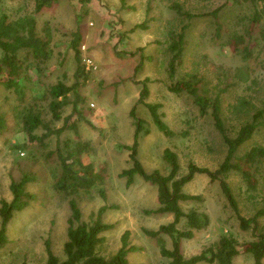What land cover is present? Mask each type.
<instances>
[{
    "label": "rangeland",
    "instance_id": "374dc122",
    "mask_svg": "<svg viewBox=\"0 0 264 264\" xmlns=\"http://www.w3.org/2000/svg\"><path fill=\"white\" fill-rule=\"evenodd\" d=\"M36 4L37 0H0V18L7 16L11 22L20 20L22 23L34 19L37 33L47 45L45 62L39 68L30 69L27 78L20 80L26 93L22 108L26 109L33 102L40 104L43 123L52 130L61 128L64 119L70 116V124H76L78 132L66 130L59 137H44L46 130L39 128L34 134L43 141H31L19 116L22 109H14L18 103L16 94L0 83V112L7 118V125L0 132V202L12 200L11 181H19L24 176L33 179L26 191L36 197L9 223L8 244L0 251V264H45L46 239L51 240L54 253L62 258L71 198L77 202L82 219L87 223L97 219L101 207H108L101 220L115 228L106 234V241L99 247L101 255L115 253L121 236L129 231L131 243L139 248L129 256L131 263L169 264L155 242L143 234V229L156 230L172 222L173 216L148 213L159 206L154 185L136 177L134 183L127 186L126 179L121 177L123 170L131 167L126 149L134 134L130 112L135 108L137 116L145 120L149 129L139 146V160L148 172L169 173V165L163 159L166 149L177 154L180 176L187 173L191 162L216 169L225 159L227 149L211 117L200 115L187 94L176 95L169 88L177 81L199 78L203 80V91L214 97L219 90L228 87L222 116L230 133H235L255 111L248 106L237 114L234 108L237 100L247 98L257 107L264 101V43L255 42L252 58L244 61L216 39L214 21L208 15L223 6L219 15L226 35L245 34L254 14L253 6L232 4L229 0H54L50 7L36 12ZM174 4L191 14L204 16L191 23L183 64L174 80H170L169 44L187 24L173 8ZM74 33L81 36V57L87 76L80 81L78 97L73 92L68 95L61 120H54L47 111L51 86L60 81L68 86L76 82L77 65L71 49ZM2 55L0 49V61ZM21 58H24L23 52ZM239 67L247 72L251 69V78L235 85L234 74ZM6 76L4 71L0 80ZM146 79L150 80L146 102L160 105L159 113L175 133L173 137H165L157 130L148 110L139 102ZM58 143L65 154L84 145L82 161L93 163L97 170L105 169V183L75 196L58 192L55 183L60 174L59 161L51 154ZM254 145H264V132L256 134L241 153ZM229 182L242 214L251 217L258 204L246 199L245 187L236 173L230 174ZM99 188L104 190V198ZM185 192L200 196L202 201L183 203V210L203 212L209 216L210 223L196 231L192 239L182 242L184 256L198 255L227 235L236 240L241 252L235 264H253L242 247L254 240L255 234L240 229L219 186L199 175L185 187ZM261 224L264 226V219ZM179 229H186L185 220Z\"/></svg>",
    "mask_w": 264,
    "mask_h": 264
},
{
    "label": "trees",
    "instance_id": "16d2710c",
    "mask_svg": "<svg viewBox=\"0 0 264 264\" xmlns=\"http://www.w3.org/2000/svg\"><path fill=\"white\" fill-rule=\"evenodd\" d=\"M54 0H37L36 12H41L44 8L50 7ZM232 4H249L253 6L254 14L250 18L245 34L232 33L226 35L224 25L220 20V9L212 11L211 16L215 26V37L221 40L223 46H228L232 52L239 55L242 60L249 61L253 55V44L255 42L264 43V0H229ZM173 8L177 14L187 21L181 32L176 35L169 44L171 60L168 65V77L174 80L178 68L183 64L185 49L187 47V31L191 23L198 17L204 15H194L185 11L179 5L174 4ZM258 34V37H255ZM81 36L79 33L73 34L71 49L77 65L74 78L75 84L68 86L63 81L51 86L49 90L50 102L47 106L54 120H61L63 109L68 101V95L73 92L78 97L77 89L82 85V78H86L87 72L81 57L80 50ZM0 49L2 58L0 61V75L5 71L7 76L0 80L6 89L13 90L17 96V105L26 110L24 116H19L23 120L24 129L31 141H43L34 134L39 128L46 130L44 137L55 135L59 137L66 130L78 132L77 125L70 124L71 117L64 119L63 126L52 130L43 123V112L40 104L33 102L26 109L25 89L20 80L27 78V72L32 68H39L45 62L47 56V45L36 30L34 19L25 21H9L7 16L0 18ZM24 58H21V53ZM250 72L239 67L236 69L234 78L239 82H247L251 78ZM149 79L143 81V88L140 93L139 102L148 110L153 124L157 130L165 137H173L175 133L163 121L159 109L160 105L146 102L150 90L147 85ZM202 79L191 78L175 82L169 90L176 94H187L193 104L199 110L200 115H209L213 125L220 135L227 149V155L223 162L214 170L201 167L193 162L189 163L188 171L180 176L181 167L176 153L170 149L163 152V159L169 165V173L163 174L158 170L148 172L139 160L140 139L149 134L145 120L139 118L136 109L130 112V117L134 121V134L131 145L127 146L131 167L123 170L121 177L127 181V186L134 183L138 177L144 182L154 185L157 190L158 208L148 213L172 215V222L161 225L156 230L143 229V234L155 242L161 255L169 260V264H235L236 258L240 255L239 246L231 236H221L213 247L203 250L198 255L186 258L182 252V242L190 240L195 236L196 231L205 229L209 223V216L196 209L185 212L182 204L190 201L201 202V197L185 192V187L192 182L196 176H205L211 183H216L225 197L231 210L237 217L239 227L243 231H252L255 239L245 243L243 252L247 253L253 260V264H264V226L261 221L264 219V145H254L249 150L241 153L244 146L250 142L254 136L264 132V101L260 107L251 103L247 98L238 99L235 111L237 114L243 113L245 108L252 106L255 111L252 116L242 124L235 133H230L223 119V99L229 88L219 90L214 97H209L202 89ZM233 87V84H230ZM77 107V103L75 104ZM75 109V108H74ZM75 111V110H74ZM7 125V118L0 112V132ZM183 136L185 134L183 133ZM84 145H79L76 150L65 154L58 143L55 152L60 167V174L55 183L58 192H64L68 196H75L83 192H90L105 183L107 177L105 169L97 170L93 163H84L81 159ZM236 173L245 187L244 195L248 201L258 204L256 212L251 217L242 214L239 201L229 182V176ZM33 179L24 176L19 181L12 180L10 192L12 200H1L0 202V251L8 244V225L14 215L22 211L31 202L35 201V195L26 191L28 183ZM101 197H105L104 190L99 188ZM260 205V206H259ZM107 206L99 209L97 219L87 223L82 219V212L77 202L71 198L69 200L70 215L67 219V239L63 245V257L57 256L52 247L50 239L44 242L46 252L45 264H136L131 263L129 256L139 251V248L130 241V232L125 231L121 236L120 247L109 256L99 253V247L106 241V234L112 231L115 226L106 224L101 220L106 212ZM186 221V229H179L182 221ZM170 242V246L168 245Z\"/></svg>",
    "mask_w": 264,
    "mask_h": 264
},
{
    "label": "built area",
    "instance_id": "2783aa9c",
    "mask_svg": "<svg viewBox=\"0 0 264 264\" xmlns=\"http://www.w3.org/2000/svg\"><path fill=\"white\" fill-rule=\"evenodd\" d=\"M90 62H91L90 60H87V63H88V64H90ZM88 64H86V65H88Z\"/></svg>",
    "mask_w": 264,
    "mask_h": 264
}]
</instances>
